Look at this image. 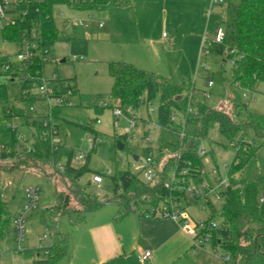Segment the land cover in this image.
I'll list each match as a JSON object with an SVG mask.
<instances>
[{
	"label": "rangeland",
	"instance_id": "obj_1",
	"mask_svg": "<svg viewBox=\"0 0 264 264\" xmlns=\"http://www.w3.org/2000/svg\"><path fill=\"white\" fill-rule=\"evenodd\" d=\"M224 9L223 6L214 5L212 0H132L129 5L86 11L66 5L54 7L53 15L61 40L48 51L44 78L51 80L58 73L61 80L71 83L76 89L74 106L62 108L58 117L53 118L58 124L56 138L75 149L73 166L79 168L88 163L93 172L87 173L80 184L88 194L106 204L99 210L88 213L86 221L73 223L69 216L60 215L52 209L57 202L60 187L64 191L70 189L61 171L53 165H41V169H34L26 164L27 159L20 156L9 157L4 167L11 172H0V203H8L11 217L8 228L0 235V264H32L33 258L27 257L25 251L50 246L56 231L72 237L68 257L62 264H89L94 253L87 247L83 249L78 231L106 219H112L119 231L127 232L128 245L137 244L141 238L144 239L138 220L141 216L147 217L146 209L152 210L154 207L134 202V198L140 196L135 193L127 196V201L120 199L117 202H107L115 196L113 176L129 169L132 173H138L141 163H145L151 153L158 164L161 162L160 170H165L168 176L175 171V155L164 152L166 155L163 156L159 153V96L138 110L130 109L129 114L122 110V114L115 117L114 109L117 104L110 97L113 86V78L109 73L110 63H131L139 69L169 78L172 83L181 85L192 95L195 107L206 105L222 110L234 118L240 112V108H236L238 103L246 105L251 112L264 115V83H260L254 91H244L232 85L231 61H225L218 54L202 52L206 38L214 35V30L208 28V13L223 14ZM10 18V14H6L4 18L0 16V54L15 60L16 46L4 42L1 34ZM80 22L85 25H80ZM203 63L209 67L208 70ZM209 75L214 81L211 87L207 85ZM0 84L6 85L8 90V103L0 104V128L8 127L7 122L16 123L27 140V149H30L34 139L24 120H15L13 117L3 119L4 106L27 110L30 105L20 100V77L0 75ZM53 86L59 89L60 83L55 82ZM34 107L38 112L48 111L43 101L35 102ZM179 120L178 118L177 123ZM127 129L130 132L126 148L120 149L119 136ZM92 131L102 137L103 143L90 154L89 159L80 160L77 158L79 154H88L90 151L88 138L93 136ZM192 131L193 127H186L187 134ZM22 144L24 142L21 141L15 143L11 132L0 130V155L3 150L1 147L20 152ZM235 144L236 142L220 136L216 127L211 129L209 139L202 143L206 150L203 158L204 180L215 185L213 172L216 169L220 170L224 179L229 178L225 164L229 165L234 159ZM185 147L186 145L181 147L179 155L182 150H186ZM135 156L138 160H135ZM109 171L111 174L108 175ZM95 174L102 175L101 184L93 183ZM259 176H264V147L233 178L255 179ZM30 186L40 189V202L37 209L25 215L26 235L19 244L14 216L25 206V190ZM72 197L73 209L81 216L88 210V207H84L88 201L79 194ZM209 198L212 206L203 201L186 205L191 217V230L186 232L191 243L184 251L185 254L169 261L170 264H228L226 253L219 244L208 242L204 247L195 246L194 239L198 234L195 222L206 221L212 214H216L212 221L217 224L222 221L219 211L223 206V195L217 198L211 193ZM163 206L164 201L160 203V207ZM165 259L167 261V257ZM130 264H136V260H130ZM238 264H245V258L241 257ZM258 264H264V259L259 260Z\"/></svg>",
	"mask_w": 264,
	"mask_h": 264
},
{
	"label": "trees",
	"instance_id": "obj_2",
	"mask_svg": "<svg viewBox=\"0 0 264 264\" xmlns=\"http://www.w3.org/2000/svg\"><path fill=\"white\" fill-rule=\"evenodd\" d=\"M1 3L4 4L5 0H1ZM131 3L132 0H85L78 3H71L70 0H8L7 13L11 18L2 28V40L15 46L24 39L34 41L37 44V55L32 64L22 65L14 62L9 56L0 54V75L28 76L27 80L21 82L20 100L34 105L36 100L28 98L27 95L44 75L49 49L61 40L53 15L54 7L66 5L86 11ZM222 6L225 8L223 14H211L208 28L215 32L218 27L223 26L226 36L222 43H215L210 47V53L218 54L224 57L225 61L232 62V85L244 91H254L260 83H264V0H230ZM34 33L38 35L35 40ZM109 73L113 78L110 97L117 104V108L127 114L130 109L138 110L159 96L158 122L161 128L159 153L175 155L174 163L178 173L187 169L196 180H202L204 156L199 154V148L209 139V133L214 127L220 136L236 142V155L228 167L230 185L222 193L224 202L219 211L222 221L213 231V244L217 243L216 245L219 244L223 248L228 257V264H238L241 257L245 258V264H258L259 260L264 259V176L255 179H235L233 176L241 173L251 158L264 147V115L251 112L246 105L238 103L236 108H240V112L236 113L234 118L222 110L206 105L195 107L192 95L181 85L172 83L167 77L139 69L131 63L112 62L109 65ZM72 87L75 89L73 85ZM26 91L28 94L24 93ZM7 103V87L0 84V104ZM8 108L3 107L5 120L12 117L7 114ZM10 108L18 118L24 120L29 129H34L33 150L28 151L23 144L20 152L1 147L3 150L0 155V172H11L4 166L9 157L15 156L30 161L32 164L27 161L26 164L34 169H41V165L57 167L69 183L70 189L64 191L60 187L57 202L52 209L60 215L69 216L73 223L86 221L88 213L95 212L106 204L99 201L96 196L88 194L80 184L87 173L93 172L88 163L79 168L73 166L75 149L61 141L53 143V138L58 135V124L55 121L48 128H44L40 117L24 113L14 106ZM61 109L62 107H56L52 110L53 118L58 117ZM174 114L185 120L186 127H193L191 134L181 135L182 126L172 123ZM0 130L11 132L15 143L18 142L16 131L8 127ZM92 133L99 135L95 131ZM128 137L129 133H124L119 136V141L125 145ZM183 145H186V150H182L179 155L178 152ZM95 150L96 148L93 151ZM93 151L88 153V159ZM113 181L115 196L107 202L126 200L127 196L135 193L140 196H136L134 202H143L149 207L156 208L165 198L184 196L167 189L164 178L156 183L146 182L130 169L114 175ZM75 194L88 201L84 205L88 210L81 216H78L72 206V195ZM215 217L216 214H212L209 219ZM10 221L8 203L2 202L0 235L8 228ZM71 241L70 234L56 231L50 246L25 251V255L33 258L32 264H62L68 257Z\"/></svg>",
	"mask_w": 264,
	"mask_h": 264
},
{
	"label": "built area",
	"instance_id": "obj_3",
	"mask_svg": "<svg viewBox=\"0 0 264 264\" xmlns=\"http://www.w3.org/2000/svg\"><path fill=\"white\" fill-rule=\"evenodd\" d=\"M85 0H70L71 3H78ZM230 0H212L214 5H224L227 4ZM9 4L8 0H5V3L0 5V16L4 18L6 16ZM211 12L208 13V16H211ZM10 20V19H9ZM8 20V21H9ZM80 25H85L83 22H80ZM37 33L33 34L34 40L37 38ZM226 32L223 26H220L214 32V35L211 38H206V46L204 45L203 53L210 54V47L215 43H222L225 39ZM17 48V56L14 62L20 63L22 65L32 64L36 58V49L37 44L34 41H29L24 39V41L20 42L16 45ZM48 59V58H47ZM203 66L208 70L209 67L203 63ZM7 69H9L7 67ZM28 79V76L20 77L21 82ZM55 82L60 83V88L55 89L53 84ZM207 85L209 87L214 85V81L211 76H208ZM28 94V92H24ZM76 94V89L72 87V84L61 80L60 75L55 73L52 76L51 80H46L44 75L41 81L37 84L36 87L31 89L30 93L27 95L28 98L35 99L36 102L43 101L48 108V111L45 113L38 112L33 104H30L27 110L21 109L24 113L32 114L34 116L40 117L42 120V124L44 128H48L50 124L53 123L52 110L56 107H72L74 106L73 98ZM7 114L11 115L15 120L18 118L15 115V112H12L11 108L7 109ZM115 117L118 118L122 114V109L116 108L114 109ZM180 119L177 123V119ZM98 122H100L98 120ZM172 123L180 124L181 135L184 136L186 134V125L185 120L180 118L177 114L172 116ZM7 126L9 129L16 131L18 141L24 142L25 145L27 140L20 133L19 126L16 123L7 122ZM31 128V132L33 134L34 129ZM130 129H127L125 133H129ZM33 136V135H32ZM53 143H60L56 137L53 138ZM103 143L102 137L100 135H93L88 138L89 149L93 151L99 145ZM26 146V145H25ZM21 148V146H20ZM33 147L28 149V151H32ZM199 154L201 156L206 155V150L204 146H200ZM88 154L81 153L77 156V158L85 159ZM164 156V154H161ZM135 165V164H134ZM161 162L158 164L156 158L151 155L146 159L145 163H141L138 173L136 175L141 176L146 182L156 183L160 181V179L164 178L165 187L169 189L171 192H179L184 196H179L181 198L169 197L164 199L163 207H156L149 211L147 217L148 218H161V219H171L183 226L186 230H191V226L189 225V221L191 217L188 213V208L186 205H192L193 203L204 202L206 205H210L211 201L209 196L213 193L217 198L222 196V193L229 187L230 179H224L220 173L219 169L214 170L213 176L215 178L214 184H212L209 180H196L192 176L189 170L183 169L179 173L175 171L166 175L165 170L161 171L160 166ZM225 167H229L228 164H225ZM176 168V167H175ZM111 172H108V175ZM135 174V173H134ZM161 175V176H160ZM93 183L101 184L103 182V177L100 174H95L93 177ZM215 186V187H214ZM25 206H23L14 216V225L17 242L21 244L26 235V223H25V215L39 207L40 202V189L38 187L30 186L25 190ZM195 229L198 230V234L196 235L194 242L195 246L204 247L208 242H213V231L217 229L218 224L211 219L206 221L201 220L194 223ZM152 257L151 251H146L143 255L140 256L141 261H148ZM228 261V257H226V262Z\"/></svg>",
	"mask_w": 264,
	"mask_h": 264
},
{
	"label": "crops",
	"instance_id": "obj_4",
	"mask_svg": "<svg viewBox=\"0 0 264 264\" xmlns=\"http://www.w3.org/2000/svg\"><path fill=\"white\" fill-rule=\"evenodd\" d=\"M138 221L144 239L141 238L137 244L128 245L127 232L119 231L112 219L78 231L83 249L87 247L94 253L89 264H130L134 259L136 264H170L169 261L180 258L190 246L187 230L174 220L144 215ZM146 251H151L152 257L144 262L140 256Z\"/></svg>",
	"mask_w": 264,
	"mask_h": 264
},
{
	"label": "water",
	"instance_id": "obj_5",
	"mask_svg": "<svg viewBox=\"0 0 264 264\" xmlns=\"http://www.w3.org/2000/svg\"><path fill=\"white\" fill-rule=\"evenodd\" d=\"M118 146H119L120 149H124V147H125V145L122 142H119ZM134 158H135V160H138L137 156H135Z\"/></svg>",
	"mask_w": 264,
	"mask_h": 264
}]
</instances>
